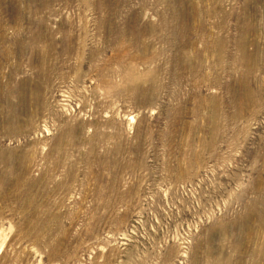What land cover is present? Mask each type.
Listing matches in <instances>:
<instances>
[{"label":"rangeland","instance_id":"374dc122","mask_svg":"<svg viewBox=\"0 0 264 264\" xmlns=\"http://www.w3.org/2000/svg\"><path fill=\"white\" fill-rule=\"evenodd\" d=\"M0 264H264V0H0Z\"/></svg>","mask_w":264,"mask_h":264},{"label":"bare ground","instance_id":"6f19581e","mask_svg":"<svg viewBox=\"0 0 264 264\" xmlns=\"http://www.w3.org/2000/svg\"><path fill=\"white\" fill-rule=\"evenodd\" d=\"M210 50V49H209ZM251 91V90H250Z\"/></svg>","mask_w":264,"mask_h":264}]
</instances>
